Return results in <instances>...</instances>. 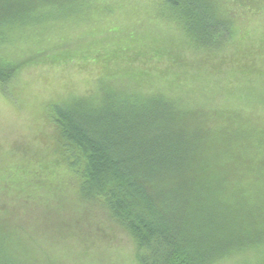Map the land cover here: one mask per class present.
<instances>
[{
    "label": "rangeland",
    "instance_id": "1",
    "mask_svg": "<svg viewBox=\"0 0 264 264\" xmlns=\"http://www.w3.org/2000/svg\"><path fill=\"white\" fill-rule=\"evenodd\" d=\"M46 1L8 0L29 8L21 15L28 24L5 25L0 32V58L20 63L10 79L0 80V171L9 176L14 164H20L13 170V179L25 178L31 171L32 179L24 181L28 193L50 200V206L40 207L44 205L40 203L34 208L35 204L26 205L29 201L15 199L16 193L8 196L12 193L7 187L0 190V264H140L136 241L100 200L88 205L95 213L87 225L98 232L87 256H82L83 247L74 245V239L66 240L72 246L54 242L49 235L54 228L44 232L34 222L27 224L30 218L49 220L48 215L54 224L61 222L66 232L78 217L63 209L67 195L75 196L77 181L69 185L70 191H64L62 179L68 181L69 176L57 146L54 105L77 98L99 104L108 91L107 100L114 103H120L125 94L134 97L160 92L186 114L178 123L187 134L197 130L196 113L199 123L209 127L197 130L204 138L199 144L204 154L200 162L214 161L219 156L207 153L211 145L221 143L220 135L214 134V141L207 142L205 134L223 122L205 116L207 111L246 113L264 125V9L251 10L257 7L256 0H220L247 3L248 13L238 15L244 20L237 19V30L230 39L201 47L170 14L168 0ZM32 6L43 8L40 11ZM262 160L255 158L251 163ZM35 163L46 170H34ZM237 169L256 170L249 183L257 180L264 187V168L240 165ZM257 226L264 232V215ZM85 228L81 224L77 230L83 233ZM263 261L264 242L218 264Z\"/></svg>",
    "mask_w": 264,
    "mask_h": 264
},
{
    "label": "trees",
    "instance_id": "2",
    "mask_svg": "<svg viewBox=\"0 0 264 264\" xmlns=\"http://www.w3.org/2000/svg\"><path fill=\"white\" fill-rule=\"evenodd\" d=\"M7 1L0 0V32L5 25L28 24L21 15L29 8ZM168 1L170 14L201 47L217 46L230 39L238 20H244L238 15L248 13L247 3ZM259 1L251 9L255 13L264 9V3ZM32 8L42 11L43 7ZM0 64L1 81L10 79L20 66L1 58ZM106 93L99 104L77 98L54 105L53 120L59 128L57 146L69 176L68 181L62 179L64 191H70L69 185L77 181L75 196L67 195L68 204L63 208L72 217L78 215L73 227L63 232L61 222L54 224L48 215L49 220L30 218L27 224L34 222L44 232L54 228L49 233L54 242L70 246L72 243L66 240L74 239V245L83 247L82 256H87L96 244L93 241L98 232L87 225L95 213L88 205L100 200L114 221L136 241L140 264H218L264 242V232L257 226L264 215V187L257 180L249 183L256 170L237 169L240 165L264 168V125L258 123L257 117L227 109L207 111L205 116L219 117L223 124L218 122L220 128H210L213 130L205 134L207 142L214 141V134L220 135L221 143L211 145L207 153L219 157L203 163L199 144L204 138L198 136L197 130L208 126L199 123L198 113L194 119L197 130L187 134L178 123L185 120L186 114L176 110L166 95L125 94L120 103H114L107 100L110 93ZM255 158L263 160L251 163ZM39 165L35 163L34 170H46ZM18 166L21 165L14 164L9 176L0 171V190L7 187L12 193L8 196L16 193L19 197L15 194V199L29 201L26 205L35 204L34 208L40 203L44 204L40 207L50 206L49 199L40 200L39 195L28 193L29 185L25 187L24 181L32 179L31 171L25 173V178L13 179V170ZM81 224L86 226L83 233L77 230Z\"/></svg>",
    "mask_w": 264,
    "mask_h": 264
}]
</instances>
